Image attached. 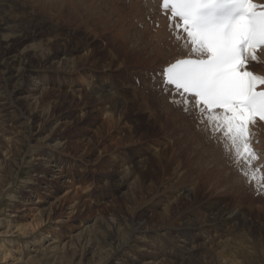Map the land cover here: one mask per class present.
<instances>
[{
	"label": "rangeland",
	"instance_id": "1",
	"mask_svg": "<svg viewBox=\"0 0 264 264\" xmlns=\"http://www.w3.org/2000/svg\"><path fill=\"white\" fill-rule=\"evenodd\" d=\"M65 7L63 12L67 10ZM53 13L47 15V12H41L38 7H32L25 0H0V38L3 37L1 39L4 40L13 37L18 40L15 55L42 51L51 58L48 63L39 65L41 68L37 69L38 72H31V76L23 84L20 83L18 85L20 88L12 91L11 95L19 97L18 101L22 100L26 103H32L35 97H42L41 108L49 110L51 118L59 119L57 125L52 127L54 134H49L47 129L51 127H48L47 122L31 117L33 131L31 130L32 132L30 131L28 135L27 129L23 128L16 118L5 120V109L13 111L15 105L6 104L0 96V107L3 106L0 109V264H78L79 257L83 261L81 264H89L88 261L95 258L96 253L82 251L77 245L76 237L85 227L94 224V220L101 214L110 220L109 212L115 205H119L117 207L123 214L136 213L138 222L142 221L141 224L146 228L144 232H137L128 237L125 234L121 238L126 239L128 243L115 252L114 258L122 264H135L139 261L142 264H151L152 260L153 264L157 261H159L157 264H167L168 260V264H232L219 258L215 261L212 255L220 251L225 243L229 244L232 251L234 248L243 256L248 254V260L252 253L256 256L259 251L264 252L262 247L264 243H260L264 239V189L258 192L254 185L247 186L244 176L234 165L233 159H228V166L240 175L241 180L240 184L234 186V190L229 188L226 182L223 183L219 175L218 177L216 175L218 180L214 179L216 180L214 186L206 185L198 190L199 192L196 190L197 201L181 208V211L185 210L184 217L192 211V219L180 221L175 218L171 220L172 224L165 222L167 214L163 213L162 209L174 203L175 198H179L178 188L190 186L195 190L199 180L198 172L191 171L193 174H190L188 181L178 184V178L183 171L179 168L182 160L180 159L179 162L178 158L174 159L178 154L172 151L174 150L172 143L176 139L178 141L182 133L179 137L183 140L179 139V141L184 143L183 145L181 143V149L191 151V156L192 153L193 155L198 153L201 146L207 142L202 129L203 124H198L194 111L188 113V119L177 117L178 112L185 116L187 114L182 107L170 102L174 99L170 91L164 92L160 88V67L165 60L157 62L154 68H148L151 58L144 54V58H140L144 59V62L136 60L135 55L129 53L113 55L115 44H119L120 41L125 40L122 38L126 37V34L120 36L122 30L120 22L111 28L109 34L103 30L94 34L86 30L83 25L76 26L72 22L69 23L62 14L55 12L56 14L53 15ZM133 24L136 29L141 28L140 24L137 25L134 22ZM133 34L137 33L133 32ZM61 37L65 39L61 40ZM67 39L69 40L67 46L60 47L55 52L51 50V45ZM136 48L141 52L140 47ZM54 50L57 48L54 47ZM86 56L94 63L84 62ZM154 56H156L155 53ZM169 57L167 55L164 59L168 60ZM73 58L77 62V67L72 71H66L69 69L64 68L62 62ZM122 59L125 61L124 65H119ZM6 60H0V92L2 94L5 89L3 85H9V88L13 85L9 83L10 80L7 82L4 79L10 74L13 76L16 74L15 70L8 73L4 70L8 66ZM254 64L259 66V63L254 62ZM105 81L112 87L109 92L115 95L114 100L118 104V110L127 112V119L124 122H112L107 118L109 115L104 108L111 106L112 102L109 99L111 103L96 101L95 94L91 92L93 91L91 88H101ZM31 90H34L33 93L30 92ZM160 96H164L178 112L175 111L172 114L173 112L169 110L168 114V109L162 104ZM120 105L128 106V109L125 111ZM11 115L14 116V113ZM93 117L94 124L88 126ZM191 117L194 119L191 120ZM97 127L99 129H96ZM166 130L168 134L165 133ZM21 137L28 139L29 146L17 145L16 140L19 141ZM53 138L60 141V146H63L65 150L60 147L61 151L57 152L59 159L56 162L46 163L48 159L42 153L45 150H53L48 147L53 142L47 144ZM91 138L97 141L96 149L95 147L87 148L85 144ZM206 153L204 155L207 162L204 160L205 164L203 163L202 168L204 170L207 168L208 171L213 170L212 168L217 169L215 162L213 164ZM120 160L125 161L124 167L120 165ZM124 172L132 173L127 183L120 178ZM139 174L144 181L141 191L138 192L136 200L133 201L131 197L127 200L125 192L130 191V186L127 188V185ZM174 186L177 189H174ZM138 202H141V205ZM220 208H224L227 213L238 214L237 221L241 224H234L233 221H227L224 224L209 223L210 217ZM203 216L207 217L205 221ZM157 220H159L158 223H162L161 226H155ZM192 220L197 226L182 228ZM18 226H22L23 229L19 231ZM163 226L166 228L159 230ZM260 234L263 236L261 237ZM255 237L259 240V244ZM241 245H244L243 249ZM257 248L260 250H256ZM251 249H253L252 252ZM61 251L75 253L73 261L57 259ZM235 263L244 264L239 260ZM257 263H264L263 258L259 257Z\"/></svg>",
	"mask_w": 264,
	"mask_h": 264
},
{
	"label": "bare ground",
	"instance_id": "2",
	"mask_svg": "<svg viewBox=\"0 0 264 264\" xmlns=\"http://www.w3.org/2000/svg\"><path fill=\"white\" fill-rule=\"evenodd\" d=\"M256 1L259 2L260 4H264V0H256ZM25 2H28L32 7H38L41 12L42 11L43 12H47V15H49L48 13L52 14L53 13L52 11H55L58 14L60 13V15L62 14V16L64 17V19L68 20L69 23L72 22L76 26H82L83 25L86 28V30H90L94 34H97V33L101 32L102 30L104 32H107V34H109L108 32H110L111 28L112 27H115L120 22L122 24V30L120 31V36L122 37L123 34H126V37H123L122 39H125V40L120 41L119 44H115V47L113 49V51H114L113 55L118 54V53H129V54H132L133 56L135 55L134 57L136 58V60H138V61L141 62L144 59H140V58H142V57L144 58V56H143V54H144L145 56H148V57L151 58V59H149L151 64L150 63H149L150 65L148 64L149 65L148 68H154V66L157 64V62H159V61L161 62L162 60H165L164 63L160 67L162 69L163 67L167 66L168 63L174 62L176 59L182 58L183 56L186 55L185 51L183 49H181L180 44L178 42H176L171 37V35L169 33V30L167 28V24H168L167 18L163 16V14L161 13V11L159 9V0H116L115 3H114V0H106V1H104V0L103 1H101V0H62V1H60V0H25ZM22 4H23V2H22ZM65 6L67 7V10L65 9L66 11L63 12V9H64ZM23 7L24 6H22V8ZM30 12H32V11L30 10ZM54 13H53V15H54ZM54 18H55V16H54ZM133 22L136 23L137 25L140 24L141 25V28L140 29H136L135 26H134V24H133ZM30 27L33 28V26H29V28ZM133 32H136L137 34H133ZM1 38H3V37H1ZM62 39H65V38L64 37H61V40ZM115 39L118 40V38H115ZM68 41L69 40L67 39L64 42H61L60 41V42L54 43L53 45H51L52 46L51 50L53 52L58 51L60 47L67 46V42ZM113 42H116V41H113ZM17 43H18V40H15L13 37H9L8 39L5 38L4 40H2V39L0 40V60L7 59L6 60V63L8 65V66H6L4 68V70L7 73L9 71H12V72L14 70L16 71V74L14 73L15 76H13V74H10V75H8V77H6V79H4L7 82L10 80L9 83L13 84L12 87L9 88L8 87L9 85H6L5 84V85H3V87L5 88L3 90V94L0 92L1 93L0 96L2 97V99H1L2 101H6V104L12 103L11 105H15V109L13 111H10L9 109H5V111H4L5 120H10L12 118H16V120L19 121V123L22 125V127L25 128V129H27V134L29 135L30 134V131L32 130V127H33L32 126V122H31V120H32L31 117H33L34 119H40V121H42V122L43 121L44 122H47L46 124L49 125L48 127H51L49 129H47L48 132H49V134H51V133L54 132L53 131L54 128H52L53 125H57L59 119H57V118H51V116H50L51 115V112H49V110H44V109L41 108L40 104L42 102V97H35V100H33L32 103H26L25 101L22 102V100L21 101H18L19 100V97L12 96L11 95L12 94V91L17 90V89L20 88V86H18L20 83L23 84L24 81H26V79L31 76V74H32L31 72H33V73L34 72H38L37 69H40L41 68V67H39V65H43V64L48 63V61H50L51 58L49 56H47L46 53H44L42 51H37V52L36 51H32V52L22 53L21 55H15V52L17 51ZM135 46L138 47V48L140 47L141 48L140 49L141 52L138 51V49ZM54 47H56L57 50H54ZM26 50H27V48H26ZM154 53L156 54V56H154ZM256 54L259 57V61H260L259 62V66L257 67L254 64V62H252L249 65V69L252 70V71H254V72H256L259 75H264V51H262V50L259 49ZM167 55L170 56L168 58V60L164 59V58H166ZM81 59H83V58H81ZM88 61H90L91 63H94V62L91 61V59L89 60L87 58V56L84 57V62H88ZM145 61H148V60H145ZM124 62H125L124 59H122V61L120 62L119 65H124ZM137 63L138 62H136V64ZM147 63H146V65H147ZM62 64H64L63 65L64 68L69 69V70H66V71H72V70H74L77 67V62H76L75 58H73V59H65L62 62ZM62 64H61V66H62ZM131 64H133V63H131ZM95 78L96 77H94V79ZM161 81H162V76H161ZM160 86H161V83H160ZM91 89L93 90L91 92L94 93L95 96H96V98H95L96 101H99L101 103H109L110 101L112 102V103L110 102L111 103V106H109L107 108H104L108 112L107 115H109L107 118H109L112 122L116 121L117 123L124 122L127 119V116H126L127 112L125 113L123 111L121 112V111L118 110L119 109L117 107L118 104L114 100V96L115 95L113 93L109 92L110 89H112V87L110 85H108L106 81L104 82V84H103V86L101 88H95L94 87V88H91ZM33 91L34 90H31L30 92L33 93ZM169 91H170L169 93L171 94V97L173 96L174 99H176V100L181 99L180 96L174 90L170 89ZM110 94H112L113 96L110 95ZM160 97H162V100H161L162 101V104L164 106H166V108L168 109V114H169L170 111H172L173 112L172 114H174V112L176 111L174 109V107L168 102V100L164 96H160ZM19 102H21L20 103L21 105L19 104ZM120 107L121 108H124L125 111H126V109H128V106H125V105H123V106L120 105ZM2 108H3V106L0 107V109H2ZM146 109H148V108H146ZM151 112H153V111H151ZM151 112H149V113H151ZM176 112H178V111H176ZM12 113H14V116L11 115ZM177 115H178L177 117H181V118H185V119H188L189 118V114H187L185 116V115L181 114L180 112H178ZM166 116H168V115H166ZM166 116H164V118ZM174 118H175V116H174ZM165 119L167 120V117ZM171 119H172V117H171ZM190 119L192 120L194 118L191 117ZM91 120L92 121L89 122V125L88 126L94 124L93 122H94L95 118L93 117ZM154 121H156V120H154ZM154 123H156V122H154ZM167 123H169V122H167ZM30 125H31V127H30ZM96 129H99V127H97ZM173 129H175V127ZM202 129H203L204 134L207 137V142H206V144H203L201 146V148H200L201 150L198 153H194V155L192 153V156L190 155L191 151L190 152H189V150L188 151L187 150L184 151V148H183V150L181 149L182 148L181 146L184 143L179 141V139H180L179 137L181 136L182 133L178 137V141H177V139L173 141V139L175 137L173 135L174 137L172 139V141H173L172 144L174 146V150H172V151H174V153H177L178 154V156L175 155L176 158H174V159H177L178 158L179 162H180V159L182 160V162L180 163V166L181 167H179V168H180V170H183V171H182V174L180 175V177L178 178V184H183L185 181H188L190 174H193L191 171H197L198 172L197 174L199 175V180H197V185H196V189L195 190H194V188L191 189L190 186H188V187L181 186L180 188H178L177 191L179 192V198H175L173 200L175 202L174 203H170L171 205H166V207L164 206L165 208L163 207V209H162V210H164L163 213L167 214L165 216L166 217L165 222H169L170 224H172L171 220L172 219H175V218L177 220H180V221H185V220H188L189 221V219H192V216H193L192 211L189 212V215H187L186 217H184L185 210L184 211H181V208L184 205H187L188 206V205L194 204L197 201L196 195H195L196 190L198 191V190L202 189V187H205L206 185H208V186H212L213 185L214 186L215 181H216L214 179H217L216 178V175H217V177L219 175L221 177L220 180L223 183L226 182V184L232 190H234L233 189L234 186H237V184H240V181H241L240 180V175L238 173H236L233 169H231L230 166H228V162H229L228 159H232V156L229 155L228 153H226L223 143L220 142V137L217 136L215 139L210 138V136H209L210 133L205 130L206 129V125H204V124H203V128ZM167 130H166L165 133H167ZM252 131L255 133V137H254V140H253V142L251 144V147L254 148L255 151L258 153L257 159L255 161H252V163L253 164H264V122L256 121L255 126L252 128ZM188 133H189V130H188ZM27 134H25V136L26 137H29ZM173 134H175V132ZM23 137L19 138V141L16 140L17 141V145H21V146L22 145H26L27 146L29 144V143H27L28 142V139L26 138L27 140H25V139H23ZM45 137L47 138V136H45ZM176 137H177V135H176ZM50 138L51 137H49V139ZM88 138H89V136H88ZM127 138H126V140H127ZM189 138H190V136H189ZM180 140H182V139H180ZM38 141H40V140H38ZM122 142H124V141H122ZM49 143H52V144L51 145H48V147L51 148V149H53V150H51V151L50 150H45L42 153V155L46 156L45 158L48 159V161L46 163H48V162H56L59 159L57 152L61 151V148H62V150H65V148H63V146L62 147L60 146L61 142L58 141L56 138H53L47 144H49ZM181 143H182V145H181ZM32 144H33V141H32ZM85 144H87V148H90V147H93L94 148L95 147L94 149H96L97 141L96 140H93L91 138V139H88ZM185 144H186V142H185ZM12 146H15V145H12ZM21 146H18V147H21ZM23 147H21V148H23ZM197 147H200V146H197ZM6 148H8V147H6ZM185 149H186V147H185ZM180 150L183 151V152H179ZM23 152L24 153H28L29 151H27V152L23 151ZM205 152L208 153V154L207 153L206 154H207V156L209 155V157L211 158L210 159L211 162L213 164L215 162L214 165H215V167L217 169L212 168L213 166L211 167L213 170H211L209 168L210 171H208L207 168L205 170L202 168L203 167V163L206 161L205 155H204ZM13 160H15V159H13ZM4 161H3V163H4ZM46 163L44 161V164H46ZM120 165L122 167H124L126 165L125 161L120 160ZM8 166H9V164H8ZM13 166H14V163H13ZM6 168H8V167H6ZM16 169L17 168H15V170ZM9 170H11V169L9 168ZM177 170H179V169H177ZM180 173H181V171H180ZM1 175H3V174H1ZM130 177H132V173L131 172H124V173L121 174V177L120 178H121L122 181H124V182L127 183L128 182V179ZM213 180H214V183H213ZM142 182H144L143 181V178L139 174V175H137V177L135 178L134 181L132 180L131 182L128 183L127 188H128V186H130V191H129V193L128 192H125L127 194V195L125 194L126 195L125 198L127 200L130 197L133 199V201L137 199L138 192L141 191V188L143 186V183ZM189 185H192V184H189ZM193 185H194V183H193ZM247 186H248V184H247ZM177 187H178V185H177ZM174 189H177V188H175V186H174ZM219 189H221V188H219ZM154 191L155 190H153V192ZM155 194H157V193H155ZM142 196L143 195H141V197ZM72 198H75V197L72 196ZM166 204H168V203H166ZM79 205H81V204H79ZM115 206H113L110 209L111 210V212H109L111 214L110 220L104 218L103 215L101 214L98 219L94 220L95 222L93 221L94 224H91V226L89 225V227H85V229L83 228L84 230L82 229L83 231H81V233L79 232L80 234L78 233V236L76 237V240H77V243H78L77 245L80 246V248H81L82 251H88V252H90L92 254L94 253L93 251H95V253H96L95 254L96 255L95 258L93 257V258H91V260L88 261L89 264H92V263L93 264L94 263L96 264L97 262H98V264H122L119 261H115L116 258H114L115 252L118 251L119 248L127 245V243H128L126 239H121V238H123L125 236V234L128 237V236H133L137 232H144L146 230V228L144 227V225L141 224L142 221L141 222H138V218L136 217V215H137L136 213L134 215L133 214L130 215L128 213L127 214H125V213L123 214L122 210H120V208L117 207L119 205H117L116 207ZM75 207H76V205H75ZM75 207H74V209H76ZM171 210H172L173 213L171 212ZM133 211H132V213H133ZM153 213H156V212H153ZM170 215H171V217H170ZM237 215L238 214H236V215L234 214L233 215V214L227 213L224 208L223 209L220 208L218 211H216V213L212 217H210V219H209L210 221H208V222L209 223L211 222V224H219V222L224 224V223H227V221H233L232 223L238 225V224H241V223L237 221V219L239 218V217H237ZM49 216H50V214H49ZM49 216H47V217L49 218ZM149 216H151V215H149ZM242 216H244V215H242ZM203 217H204L203 219L205 221V218H207V217H205V216H203ZM163 218H164V216H163ZM230 218H232V219H230ZM242 219H243V217H242ZM158 221L159 220H157L156 221V224H155V226H157V227L158 226H161V224H162V223H158ZM194 226H197V224L195 222H193V220H192L190 223L188 222L185 226L183 225L182 228L185 229L186 227H194ZM244 226H246V225H244ZM18 227L20 229L19 231H21V229H23L22 226L21 227L18 226ZM237 227H239V226H237ZM237 227H235V229ZM164 228H166V227L163 226L159 230H164ZM230 228H232V227H230ZM263 228H264V226H263ZM263 228H261V229H263ZM247 229H246V231H247ZM257 231H259V229ZM241 232H242V230H241ZM243 232H244V230H243ZM177 233L179 235L180 230L177 231ZM252 233H254L253 230H252ZM257 234H258V232H257ZM224 235H225V233H224ZM244 235H245V233H244ZM261 235L262 234H260V236ZM242 236H243V234H242ZM252 237H254V236H252ZM256 237L254 239H256V241L258 243L256 241H255V243L259 244V240H257ZM235 240H237V239H235ZM250 241H251V238H250L249 242ZM237 242H239V241H237ZM245 242H248V241H245ZM251 242H250V244H251ZM261 242L264 243V239H262L260 241V243ZM250 244H248V245H250ZM222 246H223V248L220 251L215 252V253L213 252L214 254L211 253L212 255H214V260L216 259L215 261H218L217 258H219L220 260H223L224 262H229V263L232 262V264H236L235 262L238 261V260L241 261V262H243L244 264H258L257 263V259L259 257H261V258H263V262H264V252L259 251L260 249H258V248L256 249V250L259 251L258 253L254 250L258 255L256 254V256H255V253H252L250 255V259L248 260L247 259V255L248 254L245 255V256H243L241 253H239V252L237 253L236 249H234V248H233V251H232V248L227 243H225V245L223 244ZM242 246H244V245H241V247ZM252 247L255 248L256 246H252ZM262 247H264V245ZM229 248H231V250H229ZM242 249H243V247H242ZM247 249H249V248H247ZM252 250L253 249H251V252H252ZM261 250H263V249H261ZM247 251H249V250H247ZM194 252H196V251H194ZM155 253H157V252H155ZM39 254H40V252H39ZM74 254L75 253L69 254L68 252H64V251L62 252L61 251V253H59V255L58 254H56V255H58L57 256V259H59L60 261H63L64 259H66L67 262H72L73 259H74L73 258ZM153 254H154V252H153ZM243 254H245V253H243ZM54 258H55V256H54ZM36 259L39 260L40 258H36ZM153 259H156V257L155 258L153 257ZM81 260H82L81 257H79L78 264H81L83 262ZM60 261H58V262H60ZM160 261L162 262L163 259L160 260ZM42 262H43V260H42ZM150 262H151V264H153L154 261L152 260ZM157 262H159V261H157ZM157 262H156V264H157ZM168 263H169V260H168ZM135 264H142V262L139 261V262H137ZM159 264H161V263H159ZM262 264H264V263H262Z\"/></svg>",
	"mask_w": 264,
	"mask_h": 264
},
{
	"label": "snow or ice",
	"instance_id": "3",
	"mask_svg": "<svg viewBox=\"0 0 264 264\" xmlns=\"http://www.w3.org/2000/svg\"><path fill=\"white\" fill-rule=\"evenodd\" d=\"M167 28L186 53L160 70L164 92L185 114L194 111L210 138L220 137L249 186L264 189V164L251 144L264 120V75L249 70L264 51V4L255 0H161ZM261 90H257V85ZM258 174V175H257Z\"/></svg>",
	"mask_w": 264,
	"mask_h": 264
}]
</instances>
